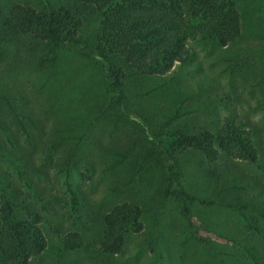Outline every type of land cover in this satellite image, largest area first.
<instances>
[{"label":"rangeland","instance_id":"rangeland-1","mask_svg":"<svg viewBox=\"0 0 264 264\" xmlns=\"http://www.w3.org/2000/svg\"><path fill=\"white\" fill-rule=\"evenodd\" d=\"M0 1L9 8L30 3ZM239 2L240 40L228 47L189 41L192 61L165 75H134L126 89L129 109L162 132L216 131L231 117L250 133L256 164L225 158L217 167L228 162L230 169L214 179L201 156L185 162L184 186L212 205L158 194L160 171L140 160L144 135L123 118L101 67L79 47L52 54L24 36L14 55L0 61V120L8 132L0 130V206L6 187L16 186L26 198L29 183L52 190L58 202L56 213H45L48 248L33 264H264V0ZM83 34L89 37L88 30ZM5 99L35 126L26 121L22 127ZM68 179L100 217L126 200L141 206L144 228L127 234L121 253L103 254L96 238L77 252L61 250L57 231L67 233L72 221L61 203Z\"/></svg>","mask_w":264,"mask_h":264},{"label":"trees","instance_id":"trees-1","mask_svg":"<svg viewBox=\"0 0 264 264\" xmlns=\"http://www.w3.org/2000/svg\"><path fill=\"white\" fill-rule=\"evenodd\" d=\"M0 5V61L14 55L12 49L25 36L50 47L52 54L64 46L79 47L85 58L101 67L116 107L144 135L146 150L140 160L160 171L157 192L164 199L212 205L184 186L188 158L201 156L214 179L215 175L225 177V169H230L228 162L224 163L226 168L217 167L216 163L225 158L258 163L250 133L231 117H226L216 131L178 128L162 132L147 117L129 109L126 93L134 75H165L176 64L192 61L194 52L189 41L228 47L240 40L245 26L239 0H30L25 6L18 2L9 8L1 1ZM5 101L10 115L22 127L26 121L35 126L34 119L20 114L10 99ZM176 120L174 117L169 125ZM0 130L8 133L2 120ZM84 163L89 171L88 162ZM188 167L196 171V166ZM5 189L0 206V264H33L31 259L48 248L42 224L47 220L45 213H56V196L52 190L30 183L26 198L16 186ZM65 195L61 203L70 208L72 221L67 233L57 231L62 251L77 252L96 238L103 254H119L127 234L144 228L142 208L131 199L100 217L93 203L69 179ZM183 214L190 217L191 209L184 207Z\"/></svg>","mask_w":264,"mask_h":264}]
</instances>
